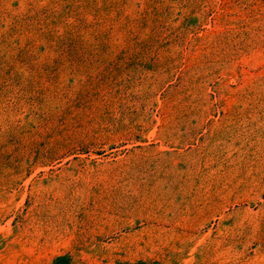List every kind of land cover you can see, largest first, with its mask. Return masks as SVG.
Wrapping results in <instances>:
<instances>
[{"label":"rangeland","instance_id":"obj_1","mask_svg":"<svg viewBox=\"0 0 264 264\" xmlns=\"http://www.w3.org/2000/svg\"><path fill=\"white\" fill-rule=\"evenodd\" d=\"M0 264H264V0H0Z\"/></svg>","mask_w":264,"mask_h":264}]
</instances>
